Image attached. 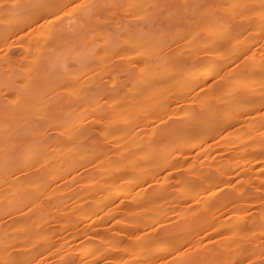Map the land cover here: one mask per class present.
<instances>
[{
	"label": "bare ground",
	"instance_id": "1",
	"mask_svg": "<svg viewBox=\"0 0 264 264\" xmlns=\"http://www.w3.org/2000/svg\"><path fill=\"white\" fill-rule=\"evenodd\" d=\"M141 1L133 0V4ZM247 2L195 0L199 14L193 22L205 35L203 42L195 51L171 56L168 61L170 68L190 61L195 69L189 78L176 80L177 89L169 94L147 98L141 90L133 92L131 100L146 99L147 105L143 111H131L130 118L102 119L97 130L103 142L113 141V131L126 134L136 128L122 143L116 137L109 144L111 150L96 135L92 136L95 149L86 142L91 129L84 126L88 122L84 113L99 111L102 115L121 106L112 102L103 108L97 102L96 96L103 93L101 85L91 88L86 100L78 104L84 115L73 117L75 110L67 109L58 120L53 111L44 126L34 121V129L16 135L22 139L19 149L7 141L9 126L0 124V217L14 216L10 223L0 222V249H4L6 264H242L243 258L250 257L251 243L232 246L246 226L257 223L258 213L251 210L250 214L248 202H239L250 186L259 195L256 211L264 219V0L258 1L260 6L248 20H235L238 12L247 16ZM16 9L0 11L9 26L0 31V37H13L26 22H33V18L11 21L20 13ZM9 62L5 59L0 64V85L9 89L20 84L35 90L36 80L21 73L3 77L1 70L9 69ZM187 83L189 88H185ZM185 103L193 104L192 116L165 128L159 148L146 144L153 142L155 128L145 140L137 137L138 131L143 133L171 106ZM26 105L21 101L15 105L18 109L14 107L19 111L8 113L18 112V119H26ZM10 115L8 119L15 120ZM202 131L213 140L201 144L197 134ZM123 151L127 156H120ZM76 165L86 174L82 172L83 193L77 197L82 202L70 214L71 187L79 182H74L79 173H72ZM23 172L28 175L22 181ZM89 174L96 177L91 180ZM238 176L241 185H233V192L215 188L217 193L213 189L207 193L216 184L232 187ZM29 188L47 194L49 202L29 208ZM224 207L231 210L223 214ZM170 218L173 223L164 224ZM212 231L225 239L218 247L204 254L188 251L189 241H200ZM39 243L47 254L36 261L32 252Z\"/></svg>",
	"mask_w": 264,
	"mask_h": 264
},
{
	"label": "rangeland",
	"instance_id": "2",
	"mask_svg": "<svg viewBox=\"0 0 264 264\" xmlns=\"http://www.w3.org/2000/svg\"><path fill=\"white\" fill-rule=\"evenodd\" d=\"M258 1L248 0L246 5L247 16L243 12H238L235 20H248L254 10L260 6ZM14 5L16 7H13ZM16 8L20 13L14 14L12 12L14 15L10 19L11 21H27L29 18H33L34 23L28 24L26 22L27 26L13 37H0V64L2 60H10V68L6 69L5 67V70L1 71L5 78L13 77L15 73H21L32 78V80H36L38 85L35 90L31 91L26 90L20 84L16 88L9 89L0 85V124L5 127L9 126L11 137H7V141L15 143L17 147L22 145V139L16 135L34 129L37 121L44 126V122L53 111L56 113L55 117L61 120L64 111L68 109L75 110L74 113L72 112L73 117L84 114L88 116L86 118L88 120L87 125H84L91 129L89 139L86 141L89 143L87 147L93 146L91 149H95L96 146L93 143L96 141L93 142L94 138H97L98 142L102 138L97 127L99 124L103 125L104 120L108 118L124 120L131 117V111L144 110L143 107H146L147 100L140 98L131 100L130 96L133 92L141 90V96L147 98L155 94L166 95L177 89L176 80L181 77L189 78L188 75L195 69L196 65L190 61H184L178 67L170 68L169 58L179 54L187 55L190 51H195L205 37L193 22L195 16L199 14H197L195 0H142L140 5H134L133 0H45L39 4L37 0H0V11L8 10L11 12L14 10L16 12ZM5 21L6 19L0 16V31L9 28ZM134 25L142 26V28L135 29ZM95 85H101L100 88L103 90L102 94L96 96L98 98L96 101L100 102L101 106H104L103 108L112 102L121 103L120 108L102 115L99 114V111L80 114L81 109L78 104L89 95L88 93ZM186 87L189 88V83L185 85ZM21 101L27 104L25 109L28 113L27 120L25 118L18 119V112L8 113L14 111L15 105ZM171 107L159 119L151 121L143 133L138 131L137 137L143 136L145 140L155 128V137L152 139L155 143L151 140L152 143L147 142L146 144H152L159 148L162 145L160 140L164 137L162 134L165 128L175 126L193 114L194 106L192 103ZM9 114L14 115L12 118L15 120H9ZM13 124L16 125L13 126ZM133 129L131 128L130 132H126V134L131 136ZM114 132L117 134H113ZM110 134L113 141L110 140L108 143L101 141L106 146V150L112 149L109 144L115 143L117 138L122 143V139L126 135L120 129ZM95 135L96 137H94ZM197 135L201 144L213 140L212 136H207L206 131ZM7 141L6 143H8ZM77 148H79L78 150L82 149L81 147ZM122 154L120 156H127L125 151ZM205 165L214 170L210 163ZM80 166L76 165L72 169L73 175L79 173L74 176V182H79L71 187V197H69L72 205L70 204L68 208L70 214L82 202L80 201L82 198L77 197L82 196L80 181L86 173L83 171L84 168H80ZM78 167L79 169H77ZM27 175L23 172L20 175V180H25ZM93 176L96 177L95 174H91V180L95 178ZM262 181L260 178L259 182ZM231 184L232 187L229 185H226L227 187L220 185L219 187V184H216V187H211L207 193L218 190L233 192V185L239 187L241 178L236 177ZM153 185L150 183L148 186L153 187ZM221 186H224L225 189ZM215 188L219 189L215 191ZM72 190L75 191L74 194ZM31 192L32 197L28 202L29 208H37L49 202L47 194L37 193L38 191L34 189H31ZM76 193L78 194L75 195ZM258 197L254 186H250L249 193L242 196L239 201L242 205L248 202L250 214L252 211L258 213L256 214L257 223L246 226L247 228L241 234L242 237L237 235L238 240L234 238L232 241L233 247L236 245L237 247L238 245L243 246L246 241L251 243L253 250L249 251L250 257L242 259L247 260L246 263L249 264H264V219L261 218L262 213L256 211L257 201L255 199ZM230 210L231 208L224 207L221 212L224 214ZM253 213L252 215L256 217ZM13 219V215H7L0 217V222L10 223ZM172 219L170 218V222L167 219L164 224L171 223L174 221ZM79 232L82 233V231ZM222 240L225 239L212 231L200 241H189L186 248L189 252L196 250L200 254H204L207 249L218 247ZM42 247L43 243H39L32 252L36 261L47 254L42 251ZM238 248L235 247L234 249ZM22 250H27V248H21L20 251ZM3 252L4 249H0V264H6ZM36 257L38 258L36 259ZM49 257H53V254H49ZM45 258L43 257L42 260ZM245 260L242 264H245Z\"/></svg>",
	"mask_w": 264,
	"mask_h": 264
},
{
	"label": "snow or ice",
	"instance_id": "3",
	"mask_svg": "<svg viewBox=\"0 0 264 264\" xmlns=\"http://www.w3.org/2000/svg\"><path fill=\"white\" fill-rule=\"evenodd\" d=\"M13 7H16L15 5ZM82 7V6H81Z\"/></svg>",
	"mask_w": 264,
	"mask_h": 264
}]
</instances>
